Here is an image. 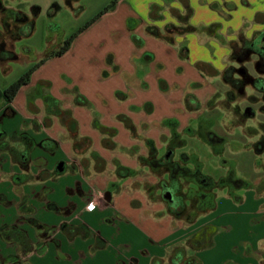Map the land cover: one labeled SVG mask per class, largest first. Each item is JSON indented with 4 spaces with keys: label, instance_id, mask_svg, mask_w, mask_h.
Listing matches in <instances>:
<instances>
[{
    "label": "crops",
    "instance_id": "obj_1",
    "mask_svg": "<svg viewBox=\"0 0 264 264\" xmlns=\"http://www.w3.org/2000/svg\"><path fill=\"white\" fill-rule=\"evenodd\" d=\"M81 1L83 0H58L52 5L58 12L66 3L70 14L77 15V9L81 13L89 8L88 3L85 8H82ZM114 1H116L115 7L79 34L65 54L50 58L42 64L31 75L29 85L22 87L17 96L28 87H32L34 84L32 77L38 70L48 66L53 60H59L53 63V71L43 74L40 79L53 81L52 95L60 101L65 98L61 92L63 90L68 92L73 86H76L78 92L90 101L91 108L76 106L73 104L72 96H69L67 99L65 98L66 102L63 106L61 105L62 108H69L72 117L78 125H81L80 135L97 140L99 146L102 147V136L91 125L92 111L95 110L103 125L116 129L113 142L118 146L135 150V160L140 163L138 157L147 155L146 140L153 141L157 154L163 146L161 144L158 146L156 142L159 134L158 125L163 119H177L179 132L189 124L193 112H188L185 109V95H193L203 107L205 104L207 105V101L213 95L221 91V96L217 99L214 108L220 107L228 110L232 107L225 101V93L229 87L223 82L222 73L227 67L236 64L231 58V43L237 42L240 36L251 39L258 33H264V0ZM186 7L190 9L191 14L183 22L181 18L186 13ZM38 8L37 15H40L43 10ZM28 16L30 17V15ZM127 19H132L137 23L132 32L126 26ZM186 26L193 30L186 32L178 30ZM147 27L158 29L165 39L149 35L146 32ZM167 27L169 30H166ZM131 33L139 38L141 46H135L131 39ZM53 44L58 47L61 43L52 39L48 47ZM45 50L39 53L38 58L32 64L47 55V50ZM144 54L148 55L147 58H144ZM252 57L256 59L255 56ZM66 79L71 81L70 85L67 84ZM219 79L226 89L217 87ZM160 81L162 88L159 85ZM173 100L176 102L172 103ZM13 102L5 105L2 112V116L5 118L4 122L0 123V131L4 135L3 140H6L10 134L24 133L32 138L36 145L29 154V163L26 167L19 165L10 154L0 149V174L5 172L9 174L10 178L6 182L12 185L10 192L14 196V198L10 197L7 184L0 186L1 263L24 264L13 260L14 256L20 255L24 258L35 257L36 264H47L48 253L51 255V251L61 249L64 256L68 254L72 260L75 258L80 260L79 264H82L85 257L93 261V264H99L98 261L102 258V253L109 247L107 237L97 230V227L103 224L98 221L102 212L99 210L89 212L91 207L85 209L88 202H83L85 198L83 194L85 195L87 192L77 182L72 184L64 176L46 180L38 178V170L33 165L34 151L38 149L43 154L54 157L59 153L60 145L57 138L53 136L43 135L39 139H35L34 135H42V132H33L31 128H22L23 122L32 123L33 117L17 113L12 109ZM38 103L42 104L40 99L35 101V104L38 105ZM170 106H172V110L167 113L166 107L170 108ZM176 109H182L187 115L190 114L186 118V125L182 123L180 116L175 114ZM17 116H20L18 122H9ZM233 120L231 121L229 118L226 123L228 126H233L231 132L237 128V125H243L244 122ZM125 123L134 127L133 133ZM167 131L166 146L169 141V130L167 129ZM241 133V136H245L246 133L250 136L253 135L255 139L262 135L261 131L251 134L247 128H242ZM42 140L55 142L56 149L54 151L43 150L38 145ZM139 140L143 143H139ZM16 144L18 143L11 142L10 145L15 147ZM138 144L142 145V148L138 149ZM17 149L19 150V148ZM103 149L106 148L103 147ZM99 157L102 156L99 155ZM5 162L18 171L16 169L12 173L8 169L6 171L3 167ZM57 165H54L53 168L56 169ZM34 169L36 171H33ZM262 170L264 171V163ZM37 183L41 186L38 187ZM70 184L75 187L73 194L77 197L78 202L74 199L73 194H68L69 190L73 188ZM251 184V188L244 190L242 195H239V202H235L231 196L228 197L233 204L237 205L233 208L241 211L234 215H239L242 223L245 221L247 230L244 228L245 233L230 244L229 248L234 252L231 251V255L227 258H221L218 264H255L253 254H257V250L264 241V172ZM32 185H36L34 192L28 190L33 187ZM38 188L45 189V191L48 188V191L42 196L38 193ZM95 191L92 195H95ZM89 195L92 196L91 193ZM41 197L44 199L42 200ZM132 198L134 197H130V200ZM213 203L211 209L201 214L202 217L217 209L219 203H216L215 199ZM129 205H131V201H129ZM141 209L132 206L129 208L125 214L131 215L135 219L130 224H124L123 228L126 227L128 232L129 229L139 230L147 239L148 245L151 246L150 249L130 248L129 252L125 254L126 256L117 252L110 264H118L124 258L129 262L134 261L135 264H150L152 258L166 260L171 247L183 244L192 234L206 225H213L217 228L212 247L217 245L216 239L220 235V230L224 233L235 230V227L232 228L221 223L225 216L185 223L169 212L165 216H159L158 209H155L156 216H153L154 218L148 215L143 216ZM230 213L225 215H233ZM55 215H74V219L78 215L85 219L79 217L80 219L77 218L70 222L58 221L56 223L58 218ZM253 221L255 223L251 224ZM87 224H91L95 233H92V228L90 230L87 228ZM186 227H193V229L186 231ZM88 231L90 236L86 237ZM54 232H58L62 239H53ZM99 237L103 239L104 243L99 247H94L95 238ZM46 240L49 242L48 245L44 244ZM81 244L84 245L80 247ZM92 245L94 250L91 252ZM199 251L195 252V256L201 261V264H206L200 259L201 250ZM100 263L102 264V261ZM190 263H192L191 260ZM258 264H264V261H259Z\"/></svg>",
    "mask_w": 264,
    "mask_h": 264
},
{
    "label": "rangeland",
    "instance_id": "obj_2",
    "mask_svg": "<svg viewBox=\"0 0 264 264\" xmlns=\"http://www.w3.org/2000/svg\"><path fill=\"white\" fill-rule=\"evenodd\" d=\"M55 1L58 0H0L1 5L8 8L20 9L21 11L30 15V17L34 15L32 7H40L43 10V12H41L42 14L40 13V15L35 16L34 30L30 36L23 37L16 41L7 39V47L11 50H14L17 55H20L18 56V59L16 61L11 60L0 62V88H4L15 81L24 72V69L28 68L34 62V60L38 58L39 53L44 51V49L47 50V53L51 50L57 49L56 44L48 47V44L52 39L53 41L57 40L61 43L67 36L84 25L85 22L94 17L102 8H104L114 0H83L80 2V6H82V8H85L86 4L88 3L89 8L81 13L79 9H77V15H71L69 8L66 7L67 4L64 2L60 11L56 12L54 5H52ZM49 12L54 13L52 17H49ZM49 25H51V28L49 27ZM0 31L3 32L1 22ZM249 60L250 62L244 64L242 63L241 66L245 67V69H247L248 73L251 76L256 77L257 72L254 68L257 60L253 57H251ZM57 61L59 60L51 61L52 63L50 62L48 66H44L33 75L32 80H34V84L31 88L28 87L24 92L20 93L16 97L12 104V109L16 110V112L21 115L33 117V122L27 124L23 122L24 124H22V128H31L33 132H42V135H34L35 139H39L40 136L42 137L43 135H50L54 138H57L59 142L60 151L54 157L43 154L38 149L34 151L33 165H35L36 170H38V178L40 180H46L56 179L64 176L65 178H68V181H70L72 184H74V182H77L78 185L80 187L82 185V187H84L82 189L87 192V194H83V196H85L83 202H88L87 206H85V209L91 207V210L89 212H92L94 210H99L100 212H102V214L99 215L98 221L102 222L103 224L105 223L106 225L100 224L99 227H97V230L99 233L105 235L109 241V247L102 253V258L100 259V261H102V264H106L107 262L110 264L111 261L114 260V255H117V252H120L122 256H126L125 254L129 252L130 248H145L148 250L150 249L151 246L148 245L147 239L143 237L139 230L129 229L128 232V229L126 227L123 228L124 224H130L135 219L133 216L125 214L131 206L140 209L141 207H143V209L140 210L141 215L143 216H156L155 209H158L159 216H165L169 212L174 216L182 219L185 223L189 221L192 222L194 220L203 221L204 218L212 219L225 216L224 219L221 220V223L227 224L232 228L235 227V230L233 229L226 233L220 230V235H218L216 239L217 245L212 248L210 247L205 250H201V255L199 257L206 264H218L221 258H227L228 256H230L231 251H233L229 248L230 244L237 241L245 233V229L247 230V226L245 221H243L244 223L241 222V217H239V215H234L235 213L241 211L233 208V206L235 207L237 205L233 204L228 198L230 197L231 191L228 187L217 186L213 189L215 201L219 204L216 210L210 212L205 217H202L201 214L205 213L206 211H201V209L197 210V207L195 206V199H192L191 203L186 202V206L184 207L185 209H183L182 215L177 214L179 210H175L174 214L172 213V210L169 211V206L171 205L169 201L163 196L161 191L160 182L163 181L164 171L154 173L151 169L147 168L141 162L138 163L137 160H135V150L130 149L129 147L124 148L122 146H118L115 143L116 146L114 149L106 150L103 149V147H100L98 141L94 140L91 137H87L89 138V141L82 140L81 144H78L77 142H74L72 138L76 134H78L79 137H84L80 135V124L78 125L77 123L76 132H68L62 124V120L64 121V118L60 121L58 118L47 116L44 107L42 106V104H39L40 102L38 103V105L35 104V102L34 105H28L26 103V98L28 97V94L32 92V90L34 92H43L45 90L43 87L37 85L40 83V81H49L51 83L49 92L53 94V81L50 79H40V77H42L43 74L52 72L53 63ZM218 83V88L226 89V87L221 84L222 82H220V79L218 80ZM233 92L236 93V91ZM57 94L59 93L57 92ZM61 94H63L62 96H64L66 99L69 96H72L69 92H64V90L61 92ZM250 94L256 97L255 100H253L256 102H253L252 100L250 102L247 99V95ZM220 96L221 91H219V97ZM65 98H63L64 100L61 101L62 106L64 102H66ZM238 99L242 108L247 105L252 107L253 109H257L262 103L261 95L252 90L250 87L246 88L242 96L238 97ZM174 102L176 101L173 100L172 103ZM234 104L235 103H231L233 108ZM174 105L173 107H175ZM4 107L5 104L0 101V123H3L5 120V118H3L4 116H2ZM170 110H172V106H170V108L166 107L167 113L170 112ZM232 112V109L227 111L226 108L221 109L220 107L209 110L206 104L201 108L200 111L193 112L194 114L192 113L191 116L190 114L187 115L184 111H182V109H176L175 114H178L180 116L183 124L185 123L186 125V118L188 116L192 117V119L190 120L189 124L187 126H184L179 132L180 139L184 141V144L182 147L174 149V155L172 156V159L175 161L178 160L181 154H187L192 158H195L201 166V173L211 178L215 182H218L221 178L226 177L232 168L234 169L235 178L244 179L250 182H253L257 178H259L264 172L262 170L264 155L257 154L253 147L258 138L255 139L253 135L250 136L247 133L245 134V136H241V129L247 128V131L250 132L251 128L263 132L264 117L259 115L260 113L256 111V115L254 118L244 120L243 125L240 124L242 128L237 125V128H235L233 132H231L230 130L233 128V126H228L226 123H228L229 118H231V121L234 119V115ZM19 119L20 116H17L15 119H11V121L9 122L15 123L18 122ZM7 121L8 120L6 119V122ZM158 128L159 134L156 142L158 146H160V144L163 145L158 152L159 156H161L166 152L165 135L168 137V131L167 129L162 127L161 124L158 125ZM202 129L212 131L218 137L222 138L224 142L220 143L219 145H212L207 143L203 137V135L205 134H203L204 132ZM188 130H193L197 133L193 135ZM198 131L201 132V134L198 133ZM140 142L143 143L139 140V143ZM137 146L138 149L142 148V145L140 144H138ZM15 147L20 149L21 146L16 144ZM83 150H85L84 154H82ZM91 152H95L102 157H100V159H93L91 156ZM113 160H117L121 164L125 165V167L134 170L136 175L124 180L119 179L116 176ZM60 161H63V167H65V170L56 172V169L53 167ZM3 167L4 169H6V171L8 169L11 173L14 169H16L8 162H5V165ZM187 167L193 169V163L188 164ZM36 170L34 169L33 171ZM16 171L18 170L16 169ZM9 178L10 176L9 174H6V172L1 173L0 186L7 184L9 195L10 197L14 198V196L10 192V190H12V185L6 182V180H9ZM164 180H168V176L164 177ZM39 183L36 184L38 185V187L41 186V184ZM72 184L70 185L73 186V188L69 190L68 194L75 193L73 192V190H75V187ZM189 184L190 185H188L187 182L182 183L179 193L185 194L186 192H188L189 186L191 188H195V185L193 183ZM36 185H32L33 187L31 189L28 188V190L30 192H34V188H36ZM47 191L48 188L46 189V191L45 189L40 190L38 188V193L42 196L45 195ZM94 191L95 195H92ZM88 192L91 193L92 196H90ZM231 192L235 195H242L244 190L237 189ZM44 197H41V199L43 200ZM130 197L134 198L130 200ZM74 199H76L77 201V197L75 195ZM129 201H131V205H129ZM184 201L185 200H183L182 202ZM228 212H231L230 214L233 215H225ZM192 213L193 215H191ZM73 216L55 215V217L58 218L56 223H58V221L70 222L72 220H76L79 217L85 219L84 217L78 215H76V219H74ZM253 223L255 222H251V224ZM87 228L90 230L92 228L91 224H87ZM190 229H193V227H186V231H189ZM94 231L95 230H93L92 228V233H95ZM87 234L88 236H90L89 231ZM53 239H62V237L58 234V232H54ZM92 240L94 241V239ZM95 240L96 242L94 243V247H99L104 243L103 239L100 237L95 238ZM48 243L49 242L47 240L46 242H44V244L47 245ZM83 245L84 244H81L80 247H82ZM90 248L92 252V250H94L93 245ZM48 257V262H46L47 264L80 263V260H78L77 258L72 260L71 256H68V254L64 256L61 252V249L51 251V255L48 253ZM253 257L255 258V261L253 260L255 264H258L259 261H264V241L262 242V246L257 250V254H253ZM14 259V262L17 261L18 263L36 264L34 262L35 257L24 258L20 255H16L14 256L13 260ZM100 261H98L99 264H101ZM1 262L2 261H0V264H3ZM124 263L135 264L134 261L129 262V260H126L125 258L118 264ZM82 264H93V261L85 257Z\"/></svg>",
    "mask_w": 264,
    "mask_h": 264
},
{
    "label": "trees",
    "instance_id": "obj_3",
    "mask_svg": "<svg viewBox=\"0 0 264 264\" xmlns=\"http://www.w3.org/2000/svg\"><path fill=\"white\" fill-rule=\"evenodd\" d=\"M115 4L116 1L110 2L94 17L85 22L84 25L67 36L57 47V49L49 51L45 57L26 68L15 81L7 85L5 88L0 89V101H2L5 105L11 104L17 96L19 90L22 87L29 85L31 75L42 64H44L50 58L60 57L65 54L69 50L75 38L90 25H92L103 14L111 11L115 7ZM38 11L39 8L34 6V15L32 17H29L20 9L8 8L1 5L0 2V22L3 29V32L0 31V62L11 60L16 61L18 59V55L15 53V51L7 47V39L16 41L23 37L30 36L34 30V18L38 14ZM53 14V12L48 13L49 17H52ZM190 14V9L186 7V13L184 17L181 18V20H183V22L186 21ZM126 26L132 32L137 26V23L132 19H127ZM49 27L51 28V25H49ZM166 30H169V27H167ZM178 30L181 32H186L193 29L186 26L179 28ZM146 32L149 35L154 36L155 38L165 39V37L159 33L158 29L154 27H147ZM131 39L135 46H141L139 38L132 33ZM147 56V54H144V58H147ZM252 56H255L257 60L254 68L257 72L256 77L251 76L248 73L247 69L241 66L242 63H248L249 59ZM231 58L236 64L235 66L227 67L223 71L222 80L229 87V90L225 93L226 103H235L234 108L230 107V109H232L233 111L232 113L235 117V122H242L246 119L254 118L256 115V111L264 117V33H258L251 39H246L240 36L237 42L231 43ZM66 81L67 84H71V81L69 79H66ZM161 83L162 82L160 81L159 85L162 88ZM37 85L43 87L45 90L43 92H34L32 90V92L28 94V97L26 98V103L28 105H34V102L37 99H40L47 116L56 117L60 121L64 118V121L62 120V124L67 129V131L72 133L76 132L77 122L72 117L71 111L69 109L62 108L61 101L55 98L49 92L51 83L49 81H40V83ZM248 87L261 95L262 103L257 109H253L252 107L247 105L244 106L245 108H242L240 106V98L238 99V97L242 96V94ZM233 91H236V93H234ZM68 92L73 96L74 105L87 108L92 107L90 101L78 92L76 86H73L72 89ZM218 98L219 93H216L207 101L209 110L213 109L216 106L215 104ZM255 98L256 97L254 95H247V99L250 102L251 100H255ZM184 104L185 109L188 112H198L202 107L199 101L191 94L185 95ZM230 109H228L227 111H229ZM92 115L93 117L91 125L93 129L97 130L101 134L102 147L109 150L114 149L116 144L112 139L116 135V129L103 125L99 120V114L95 110L92 111ZM125 125L131 131V133L134 132V127L131 124L125 123ZM161 126L169 130V141L166 146V152L163 155L159 156V154H157V149L153 141L148 139L145 141V144L148 148L147 155L139 156L138 160L147 168L151 169L154 173L164 171L163 176H168V180H164L163 177V181L160 182V185L162 194L164 189L166 191L163 196L169 201L171 205L169 206V211L172 210V213L175 214V210H179L177 214L182 215V211L183 209H185L184 207L186 206V202L191 203L192 199L196 200L195 206L197 207V210L201 209V211H207L208 209H211L214 205L213 201L215 199L213 189L217 186L228 187L231 191L237 189L247 190L252 187L250 181L235 178L233 168L229 171L226 177H223L218 182H215L211 178L201 173V166L195 158H192L187 154H181L178 160H173L172 156L174 155V149L182 147L184 144V141L180 139V134L178 131L179 122L175 118H165L162 120ZM202 130L204 132L203 134H205L203 135V137L207 143L212 145H219L220 143L224 142L222 138L218 137L212 131L205 129ZM188 131L193 135L197 133L193 130ZM1 132L2 131H0V134ZM255 132H257L256 129L250 128L251 134H254ZM198 133L201 134V132L199 131ZM2 134L0 135V149H3L8 154H10L11 157H13V159H15V161L19 165H21L22 167H26L29 163V154L36 143H34L33 139L24 133L19 135L10 134L9 137H5L6 140H3L4 135ZM72 139L78 144H81L82 140L89 141V138L79 137L78 134L74 135ZM11 142L18 143L21 146V149L18 150L17 148L10 145ZM38 145L43 150L54 151L56 149V143L50 140H42L38 143ZM253 147L257 154L264 155V127L262 135L254 143ZM84 151L85 150H83L82 154H84ZM91 156L93 159H100L99 155L95 152H91ZM190 163H193V169L187 167V165ZM113 165L115 166L116 176L121 180L129 177H134L136 175L134 170L121 165L117 160H113ZM64 170L65 167H63L62 171ZM56 172H58L57 168ZM184 182H187L188 185H190L189 183H193L195 185V188H191L189 186L188 192H186L185 194H180V187ZM231 191L230 196L235 202H239L240 196L235 195ZM166 195H170V197H166ZM206 195H212L213 198L209 200H200L205 198ZM183 200L185 201L182 202ZM216 232L217 228L213 225L203 226L200 230L192 234L183 244L171 247L167 254L166 260L163 258H152L150 264H164L165 262L166 264H201V261L195 256V252L212 247L214 244L213 238ZM85 236L87 237L88 234H86ZM190 260L192 263H190Z\"/></svg>",
    "mask_w": 264,
    "mask_h": 264
},
{
    "label": "water",
    "instance_id": "obj_4",
    "mask_svg": "<svg viewBox=\"0 0 264 264\" xmlns=\"http://www.w3.org/2000/svg\"><path fill=\"white\" fill-rule=\"evenodd\" d=\"M56 168L59 172H61L63 170V162H59ZM166 197H170V195H166Z\"/></svg>",
    "mask_w": 264,
    "mask_h": 264
},
{
    "label": "flooded vegetation",
    "instance_id": "obj_5",
    "mask_svg": "<svg viewBox=\"0 0 264 264\" xmlns=\"http://www.w3.org/2000/svg\"><path fill=\"white\" fill-rule=\"evenodd\" d=\"M260 115V114H259ZM166 191H165V189H164V191H163V194L165 193ZM177 197V196H176ZM175 197V198H176ZM211 198H213V196L212 195H206V197L205 198H203V199H200V200H209V199H211ZM183 212V211H182Z\"/></svg>",
    "mask_w": 264,
    "mask_h": 264
}]
</instances>
